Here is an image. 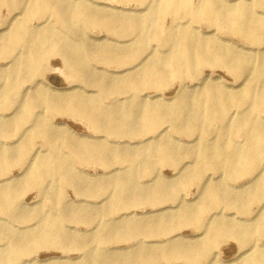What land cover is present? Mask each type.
<instances>
[{
    "label": "bare ground",
    "instance_id": "bare-ground-1",
    "mask_svg": "<svg viewBox=\"0 0 264 264\" xmlns=\"http://www.w3.org/2000/svg\"><path fill=\"white\" fill-rule=\"evenodd\" d=\"M138 1L146 4L144 9L139 10V13L144 12L141 16H130V12L127 13L124 8L109 12L92 11L91 5L83 0H0V8L7 6L25 9L23 17L16 19L18 14L13 13L7 26L0 28V55L6 59L11 58L0 65V78L3 79L0 84V104L2 107L8 104L15 106L8 113L9 116L0 114V128L5 127L9 120L13 121V131L19 137L9 144L0 145V174L5 175L0 179V214L8 217L0 218V251L3 250L0 253V264L5 263L4 253L7 252H10V264H40L33 254L41 249L57 246L67 250L74 244L79 246V240L72 234L75 228L65 225L66 220L75 219L78 208L77 205L67 203L60 189L57 191L59 186L52 184L40 190L41 195H45L53 204L49 211L35 209L40 227L26 225L23 224L25 220H19L26 218L22 212L25 205L12 201L13 190L21 177L22 181L25 180L24 184L39 187L52 175L73 185L78 192L90 190L88 182L81 181L73 168L77 163L91 159L103 167L117 164L108 169L102 179L96 178L97 173L92 174L95 180L100 179L93 185L97 193L110 186L117 187V192H110L105 197L112 203L113 211L146 199L138 197L143 186L137 180L140 171L146 174L160 161L178 165L182 157L195 159L190 172H186V176L178 183L162 191L152 190L148 193L150 202L172 197L173 193L167 192L170 188L182 187L191 181L198 185L197 196H203L195 208L185 205L179 212L165 215L167 219L161 214L155 227L151 220L137 222L140 224L138 226H133L130 220L129 223L120 222V219L105 223L104 231L97 235L100 241L107 234L119 238L134 236L133 233L139 231L158 237L162 231L167 230L168 218L177 219L178 225L191 220L197 228L208 230L211 239L220 235H241L243 246L255 235H264V119L261 120L259 115L260 111H264V12L259 15L254 12L257 7L264 9V0H235L229 4L228 0ZM91 2L102 4L105 9H114L107 2ZM167 14L171 16L168 27L163 24ZM35 16L43 19L40 22L44 23L43 28L29 25V20ZM50 16L61 23L63 31H57L53 23L47 22ZM204 17L207 18L205 24L208 28L205 33L195 26ZM90 26L104 27L123 38L110 40L114 41L110 45L116 49L98 45L95 52L91 51L83 41L86 40L85 30ZM3 30H9L5 37L1 36L5 33ZM220 30L241 39L250 38L258 46L240 48L223 36ZM92 41L98 43L104 39L93 38ZM153 41L162 48L160 51ZM132 44L145 45L147 48L136 47L130 50ZM240 51L251 53L245 56ZM97 52L103 55H95ZM51 53L61 55L66 76L75 80L77 87L84 92L68 97H48L46 92L36 91L43 82L35 78L41 73L46 56ZM101 56L107 66L119 69L93 65L95 58ZM129 62L133 64L128 65ZM205 64L223 66L235 77L247 75L251 81L234 94L229 92L241 86L225 88L221 82L214 84L212 80L202 86L196 83L195 93L185 94L181 91L180 96H176L169 104L161 102L158 93L150 96L145 92L161 88L167 75L200 81L207 79L211 76L199 75L200 67ZM91 75L96 77V84L89 80ZM90 86L97 87L98 91L88 92L91 91L87 89ZM107 97L110 99L108 103L104 101ZM242 105L246 106L245 110L241 109ZM39 107L43 108L42 111H35ZM229 107H237L238 112L228 115ZM56 113L80 116L92 125L94 135H88L89 139L82 140L55 133L50 129L48 117ZM217 119L220 125L215 123ZM27 122L30 124L22 132V125ZM164 123L170 125L172 131L166 125L158 127ZM143 128L151 134L132 144L131 139L139 136L138 132ZM175 133L190 135L195 144H187L182 148L175 141L178 139ZM109 135L122 139L126 147L109 145ZM238 135L242 142L237 140ZM208 136L211 140H208ZM37 137L42 138L49 149L36 147L34 143ZM95 137L104 139L94 142L92 138ZM60 140L66 142L68 151L54 153L52 150L58 147ZM136 146L140 148L131 150ZM48 151L53 153L48 154ZM17 164L21 165L19 174L15 176L8 173ZM177 168L176 175L183 172L186 166ZM203 168L218 170L224 176L212 180L214 176L211 175L208 181L202 180ZM239 177L249 179L244 182L246 185L239 188L235 183L227 185L226 180ZM181 200L185 201L184 198ZM256 201L261 205L255 216L259 218L257 221L253 218L250 222L244 218L242 221L245 222L239 225L245 224V227L237 226L236 222L223 223L222 220L230 217L221 210H215L222 204H242L246 208ZM96 205L86 203L79 210L78 219L85 221L89 208ZM207 208L208 213L205 211ZM132 214L136 215L134 212ZM12 218L22 223H13ZM35 227L38 230L30 232ZM66 234L70 237L64 238ZM178 236L176 233L175 238ZM172 240L171 236L155 240L161 246L157 250L140 247L131 257L138 264H155L157 260L168 262L173 255L179 258L186 257L187 253L191 258L204 256L201 262L210 255L211 244L204 243L206 241L176 249ZM241 248L235 257L241 261L239 264H264V244H253L248 252ZM129 255L124 254L122 257ZM55 258L58 257H52ZM67 258L73 260L75 257ZM112 258L95 247L88 251L86 258L66 260L63 264H109ZM207 260L203 264H219Z\"/></svg>",
    "mask_w": 264,
    "mask_h": 264
},
{
    "label": "rangeland",
    "instance_id": "rangeland-1",
    "mask_svg": "<svg viewBox=\"0 0 264 264\" xmlns=\"http://www.w3.org/2000/svg\"><path fill=\"white\" fill-rule=\"evenodd\" d=\"M85 3H88L91 5L92 11L100 10V12H109L112 10H123L129 13L130 16H141L144 12L139 13V10H142L145 8L146 4L140 3L138 0H98L104 3H109L112 8L114 9H105L101 5H96L92 3L93 0H83ZM235 0H228L229 3H233ZM25 9L20 8H9L7 6H3L0 8V28H5L7 25L6 23L9 22L10 18L12 17L13 13L18 14L16 19H20L24 15ZM254 12L256 15H259L261 12H264V9H261L260 7L254 8ZM170 14H167L164 16L163 24L164 26H167L170 24ZM206 17H204L202 20L197 21L195 23V26L199 29L201 28V32L205 33L207 31L206 26ZM43 19L39 18L38 16H35L29 20V25L33 26V28L36 26L43 28V24H40V22ZM49 24L53 23V26L57 29V31H63L64 28L62 27L61 23L55 19L54 16H50ZM11 29V28H10ZM9 29V30H10ZM9 30H3L5 33L1 36H6L9 34ZM86 40L83 41L86 42V48L91 51H96L97 46L106 45L108 47L116 49L117 47L110 45V40H117L122 39L123 37H119L118 35L110 32L108 29L104 27L99 26H90L86 28ZM221 34L223 36H226L228 39L231 40L234 44H236L238 47L243 48L246 47H256L258 46L255 44L256 42H253L250 38L241 39L239 36H234L226 33L224 30ZM74 38L76 36L72 35ZM93 38H101L104 39V41L98 43H94L92 41ZM238 38L240 40H238ZM89 42V44H88ZM140 43V42H139ZM157 42L153 41V44L156 45L157 50L160 51L162 48L156 44ZM141 47L147 48V46H143L141 44H132V46L129 48L130 50ZM241 54L247 56L251 52L247 51H240ZM261 53V52H258ZM264 53V52H262ZM142 54V52H141ZM95 55H103V53L97 52ZM258 55V54H256ZM11 58H5L0 55V65L3 64L6 60H10ZM96 60L93 62V65H97L99 67H106L108 69L116 70L119 69V67H111L107 66L106 60L101 57H96ZM133 62H129L128 65H132ZM200 73L199 75L201 77L210 75L211 77H208L204 80H192L190 78H184V77H174L171 78L168 75L165 77L166 80L162 83L161 88L159 89H148L145 92H147L150 96L155 95V93H158V99L163 102L164 104H169L171 101L173 102L176 96H180L181 91L185 94H191L195 89V84L197 83L198 86L206 85L209 80H212L214 84H217L218 82L222 83V87L230 88L231 85H234L235 88L239 89L235 91H230L229 93L234 94L238 93L244 86L248 85L251 81L250 76H240L235 77L231 73H229V70L226 69L223 66H214V64H205L200 67ZM66 71L63 67L62 63V57L60 54H54L51 53L46 56L43 69L41 73L35 78L41 80L43 83L39 84V87L36 88V91H44L48 94V97L55 96V95H62L63 97H68L71 95H74L79 92H84L82 89L77 87L76 81L73 80L71 77L66 76ZM92 83L97 82V79L94 75H91L89 79ZM75 81V82H74ZM3 83V79L0 78V84ZM184 87L183 89H181ZM88 92H97L98 88L94 86L87 87ZM93 90V91H92ZM197 91V90H196ZM194 91V93L196 92ZM144 92V93H145ZM109 97L105 98L104 101L109 102ZM0 101H1V94H0ZM14 105L8 104L7 106L2 107L0 104V114H4L6 116H9L8 113H10L11 109H14ZM43 108L39 107L38 109H35V111H42ZM242 110L246 109V106L241 107ZM239 110V111H242ZM47 111V110H46ZM44 111V113H46ZM235 111L238 112L237 107H229L227 109L228 115L235 113ZM43 115V114H41ZM261 120L264 119V111L259 112ZM50 129L55 131V133H60V135L65 137V134H67L68 137L73 136L74 138L78 139H89L87 136L94 135L92 125H89L88 122L81 118L80 116L73 114L68 115L65 113H56L52 114L50 117ZM57 123H63L64 125H56ZM171 123V122H170ZM216 124L220 125V121L217 119L215 121ZM30 123L27 122L23 127L24 132ZM168 126V128L172 131V127L168 125L167 123L161 124L158 127L161 128L162 126ZM140 126V125H139ZM157 127V128H158ZM15 128V123L13 121H8V124L5 127L0 128V145L9 144L12 141H16L19 137L18 134H16L13 130ZM158 128V129H159ZM141 129V128H140ZM156 128H154L155 130ZM157 130V129H156ZM134 133V132H132ZM140 133L139 136L133 137L131 139L132 144H135L139 141H142L144 137L151 134V132H148L146 129H142V131L138 132ZM108 135V134H107ZM177 136V141L182 148H185L187 144L194 145L195 143H192V137L190 135H187L186 133H175ZM60 136V137H61ZM82 136H86V138H83ZM237 140H242L241 137L236 136ZM106 138V137H105ZM111 146H116L119 144L121 148L126 147V143L123 142L122 139L109 135L108 136ZM208 140H211V137L208 136ZM102 137H95L92 138L94 142H98L100 140H103ZM174 140V138H172ZM172 139H170L172 141ZM84 142V141H83ZM113 142V143H111ZM173 142V141H172ZM242 142V141H241ZM211 143V141H210ZM36 147H40L43 150L49 149L45 144L42 138L37 137L35 139ZM20 145V143H18ZM140 148L139 146L131 148V150H135ZM54 153L60 152H67V144L64 143L62 140L59 141L58 147L53 149ZM49 153H53L51 151H48ZM195 163V159L193 157H182L178 160V165H173L172 163L166 162V161H160L159 163H156L153 165L151 171H148L146 174L144 172H139L137 176V180L139 181V184H143L142 190L140 193H138L139 198H145L140 200V202H133L129 203L127 207H121L117 211L112 210V203L109 201V199H105L106 195L114 192H117V187L110 186L106 188L101 193H97V189L93 186L95 182H98L100 179H102L103 174L108 171V169H112L116 165H112L110 167H103L100 163L95 162L93 159L87 160L86 162L77 163L75 167L73 168V172L78 174L79 179L83 182H88L91 186L90 190H86L83 192H78V190L73 186L62 179H57L56 176H53L48 178L41 186L34 187V185H28L27 183L24 184L25 180L22 181V178H19L17 180V186L13 190V198L12 201L16 202L17 204L25 205L22 209L23 214H25L26 218H19V220H22L23 224L34 226L39 225L40 222L37 218V214L35 213L36 208H40L43 211H49L53 204L45 197V195H41V189L45 188L46 186H51L52 184H55L59 187H57V191L60 189L62 197L67 201V203H70L72 205H77L78 211L76 212V216L74 217V220H66L65 225L70 226L73 232L72 234L79 240V246H76L75 244L71 247V249L67 250H61L57 248V246H48L46 249H41L34 253V258L37 259V261H40V264H46L49 260L48 264L53 263H59L63 264L66 260L68 261H74V259L82 260L83 258H86V255L88 254V251L91 249H94L95 247L104 251L105 254L112 256L113 258L110 259L109 264H138L134 262V258L131 257L132 253H135L138 248H148L149 250H157L160 246L159 243H156L155 240H164L166 237H173V240L171 241L173 244H175L176 249H181L186 246L195 245L197 242L206 241L204 243H209L210 245V255L206 258L207 261L213 260L216 261L219 264H239L241 261L238 259H235L236 255L238 254V251H240V248L243 246L241 244V235L240 237L237 235L234 236H219L212 238L210 237V233L208 230H205L203 228H197V226L194 223H191V220H187L184 223H181L178 225L177 219L175 218H168L167 222V230L162 231L161 234L157 236H152V234H148L146 232H136L134 236L127 235L122 237H116V236H109L107 234L106 238L104 240H98L97 235L100 234V232L104 231V224L108 223L113 220L120 219V222H127L129 223V220L134 224L133 226L140 225L137 222L151 220L153 221V227H155L157 224V221H159V217L162 215H170L172 213H177L180 210L184 208L185 205L191 206L192 208L197 207V205L202 200L203 196L198 197L197 196V188L198 185H196V182H188L185 186H175V188H170L167 192L173 193L174 198H166V199H160L158 202H150V196L148 193L153 192L152 190H163L165 187H170L174 183H178L184 176H186V172L189 173L190 170L193 167V164ZM108 164H111L108 162ZM132 165V164H131ZM186 166L185 170L181 172L180 174L176 175V171L178 170L177 167ZM21 165H15L10 168L8 173L17 176L19 173ZM139 169H141L138 166ZM97 173L98 176L96 178H100L95 180L96 178H93L92 174ZM202 180L208 181L210 177L214 176L212 180L219 178L220 176H224V174H221L220 171L212 169V168H203L202 169ZM7 175V174H6ZM212 175V176H211ZM5 176L4 174H0V179ZM116 176V175H115ZM247 177V176H244ZM243 178V177H242ZM16 180V179H15ZM211 180V181H212ZM249 179H241V177L237 178L236 180H226V183L228 186H231L232 184H236V186L241 187L244 184L245 181ZM20 181V182H19ZM84 187V186H83ZM85 188V187H84ZM172 198V199H171ZM182 198L185 199V201L181 200ZM81 199L84 201H79ZM183 201V202H180ZM80 202V203H77ZM89 203H96L98 205L94 207H90L88 211V215L85 216V221H80L78 219V216L80 215L79 210H82V208L85 207V204ZM179 206V207H177ZM264 206V203L263 205ZM261 207L260 202H253L248 207H244L242 204H235V206H230L229 204H222L220 205L216 211H223L229 219L222 220L225 224H238L239 227H245V224L239 225V223H244L245 221H242L244 218L247 222H250L251 219L255 218L256 221L259 217H255L259 213V208ZM206 213L209 212V208L205 209ZM213 211V210H212ZM134 212L136 215L132 214ZM158 212V215L157 213ZM126 213V214H124ZM6 218L7 216L0 214V218ZM163 217V216H162ZM166 219L168 216H165ZM13 219V223H22L17 222L18 220ZM241 220V221H240ZM230 221V222H228ZM236 222V223H235ZM2 221L0 220V224ZM255 223V222H254ZM177 225V226H176ZM24 226H21L23 228ZM174 229V230H173ZM38 230V227H35L30 232H34ZM90 231H94L93 233H90ZM141 233V234H140ZM178 233L179 236L175 238V234ZM151 235V236H150ZM161 235V236H160ZM70 237L69 235H65L64 238ZM211 239V240H210ZM209 240V241H208ZM1 243V242H0ZM83 244H86L83 245ZM253 244L256 245H262L264 244V235L257 234L254 237H252L250 242H246V245H244V248H241L245 250V252H248L250 250V246ZM145 246V247H142ZM161 247V246H160ZM125 249V250H123ZM3 250L0 251V253ZM6 257V261L4 264H10L9 262V255L10 252L4 253ZM124 254H130L128 257H122ZM52 257H58L55 259H52ZM67 257L73 258L68 259ZM204 256L200 258H191L189 257V253H187L186 257H176L171 256L170 260L168 262L165 260H157L155 264H203L206 263L205 261H200ZM99 260H102L100 256L97 257ZM247 258V256H246ZM27 259H30L27 257ZM198 262V263H197ZM37 264V262H36ZM101 264H108L105 262H102Z\"/></svg>",
    "mask_w": 264,
    "mask_h": 264
}]
</instances>
